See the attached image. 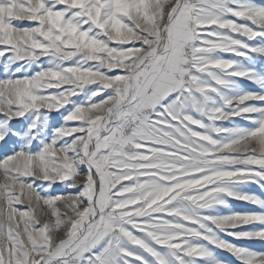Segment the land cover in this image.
I'll return each instance as SVG.
<instances>
[{
  "label": "snow or ice",
  "instance_id": "6c2138e0",
  "mask_svg": "<svg viewBox=\"0 0 264 264\" xmlns=\"http://www.w3.org/2000/svg\"><path fill=\"white\" fill-rule=\"evenodd\" d=\"M257 243L264 0H0V264H264Z\"/></svg>",
  "mask_w": 264,
  "mask_h": 264
},
{
  "label": "rangeland",
  "instance_id": "374dc122",
  "mask_svg": "<svg viewBox=\"0 0 264 264\" xmlns=\"http://www.w3.org/2000/svg\"><path fill=\"white\" fill-rule=\"evenodd\" d=\"M250 190L257 192L258 194H260V193L262 192V190L259 189L258 186H252V188H251ZM232 203H233L234 207H236L237 209H241V208H247V207H249V206H247V205H243V204H241V203H239V202H232ZM253 246L256 247V248L264 247V246H262V245H260V244H258V243H257V244H254Z\"/></svg>",
  "mask_w": 264,
  "mask_h": 264
}]
</instances>
